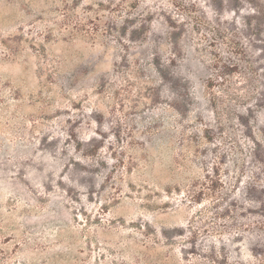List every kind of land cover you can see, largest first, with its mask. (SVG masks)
<instances>
[{
    "label": "rangeland",
    "instance_id": "obj_1",
    "mask_svg": "<svg viewBox=\"0 0 264 264\" xmlns=\"http://www.w3.org/2000/svg\"><path fill=\"white\" fill-rule=\"evenodd\" d=\"M0 264H264V0H0Z\"/></svg>",
    "mask_w": 264,
    "mask_h": 264
}]
</instances>
